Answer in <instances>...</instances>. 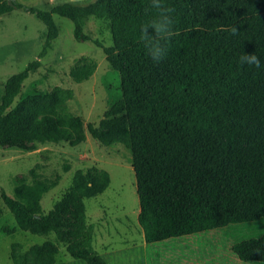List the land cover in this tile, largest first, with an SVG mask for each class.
<instances>
[{"label": "trees", "instance_id": "trees-1", "mask_svg": "<svg viewBox=\"0 0 264 264\" xmlns=\"http://www.w3.org/2000/svg\"><path fill=\"white\" fill-rule=\"evenodd\" d=\"M174 9V35L163 61L174 72L155 75L139 40V27L150 21L149 0H95L86 6L57 5L48 11L17 0H0V16L21 11L45 28L38 59L10 76L0 98V146L78 147L88 135L104 148L120 145L129 153L139 204L137 223L145 246L179 240L230 226L264 227V68L241 65L242 52L264 64V0H164ZM76 30L89 18L106 23L112 46L102 48L109 71L102 77L106 108L97 125L69 112L70 91L20 96L24 82L58 36L53 17ZM237 28V35L220 28ZM78 62L69 72L76 84L95 71ZM110 184L102 170H77L72 187L54 205L66 210L91 199ZM29 196L0 199L17 228L32 236L52 235L72 245L84 264H108L91 246V229L67 239L51 214L37 211ZM37 198V197H36ZM35 198V200H36ZM244 264H264V231L235 241L230 248ZM11 264H61L44 243L24 251L12 243Z\"/></svg>", "mask_w": 264, "mask_h": 264}, {"label": "rangeland", "instance_id": "rangeland-1", "mask_svg": "<svg viewBox=\"0 0 264 264\" xmlns=\"http://www.w3.org/2000/svg\"><path fill=\"white\" fill-rule=\"evenodd\" d=\"M17 1L48 11L57 5L86 6L95 0ZM53 20L58 36L39 60L37 70L24 82L20 96L70 91L69 112L95 126L106 108L102 77L109 65L102 48L112 46L106 23L89 18L78 31L66 19L54 16ZM44 40L45 28L34 16L21 11L0 16V98L6 79L38 59ZM80 61L92 62L96 68L87 81L76 84L69 72ZM152 71L158 76L174 72L167 61L156 64ZM92 168L109 174L108 187L91 199L55 211L54 205L72 187L74 173ZM34 188L38 196H29V202H34L37 211L51 214L61 235L70 240L90 228L91 246L108 264H244L231 253V245L264 231V227L230 226L146 247L137 223L139 204L129 153L120 145L104 148L88 135L74 148L26 142L1 145L0 189L13 197ZM12 243H20L24 251L45 243L54 251L57 263L84 264L72 245L56 243L52 235L37 237L20 231L0 199V264H11Z\"/></svg>", "mask_w": 264, "mask_h": 264}, {"label": "clouds", "instance_id": "clouds-1", "mask_svg": "<svg viewBox=\"0 0 264 264\" xmlns=\"http://www.w3.org/2000/svg\"><path fill=\"white\" fill-rule=\"evenodd\" d=\"M146 12L154 11V17L139 27V40L143 43L148 55L155 64L162 62L168 54V45L174 35L175 20L174 9L168 7L164 0H149ZM220 31H228L231 35H237V28H220ZM241 65H247L256 69L264 68L260 57L255 53L242 52L238 57Z\"/></svg>", "mask_w": 264, "mask_h": 264}]
</instances>
